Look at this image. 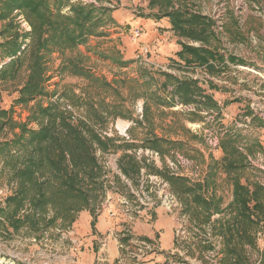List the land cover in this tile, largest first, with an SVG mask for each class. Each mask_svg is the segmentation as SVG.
Segmentation results:
<instances>
[{"label":"rangeland","instance_id":"374dc122","mask_svg":"<svg viewBox=\"0 0 264 264\" xmlns=\"http://www.w3.org/2000/svg\"><path fill=\"white\" fill-rule=\"evenodd\" d=\"M75 1L69 0L70 4H77ZM193 1L196 4H187L186 0H165V2L159 0L160 4L155 6L150 5V0H106L98 3L95 1V6L101 5L111 10V22L100 29L101 35L89 37L74 50L54 52L47 58L45 95L37 96L25 104L16 102L19 90L28 76L26 63L14 73L8 70L0 78V124L10 119L16 125L14 129L8 126L0 129V142L12 139L14 134L19 132L17 125L27 124L29 128L36 129L35 123L28 122L30 115L37 105L46 107L49 104L60 105L61 109L70 115L72 122L76 123L80 120L92 125L95 133L102 140H114L113 149L107 151H102L94 145V156L101 170L102 193L92 203L91 210L81 211L75 218L76 221L81 216L90 215L91 222L94 223L102 215L109 218L110 210L115 213V218L111 219L117 220L118 226L122 229L119 230L120 233L110 230L105 235L107 239L103 242L105 245L103 249L100 240L105 236L93 232L91 241L95 244V253L109 252L110 243L114 244L116 252H126V249H120L118 245L124 247L129 245L128 238L134 236L147 241L151 249L156 251L158 261L152 264H165L166 260L168 264H224L226 230L235 226V213L230 209L233 174L228 175L219 165L211 188L200 191L205 200H209L212 195L220 200L218 211L211 210L209 213L196 207L189 196L174 192L170 183L161 174L183 178L189 185H203L208 180L210 169L215 166L214 163L221 162L223 158V151L220 148L222 140H235L236 148L244 155V169L238 171L240 183L244 185L257 183L264 187V119L256 116L259 110L264 115V60L257 58L258 61L254 63L252 59L256 60V56L254 55V58L248 56L246 47L231 39L235 40L237 37V33L232 29L233 26L229 25L236 24L234 16L228 13L225 33L222 35H213L211 21L206 18L210 24V39L207 44L179 37L172 29H158L160 34L169 32L170 38L176 40L180 46L198 43L203 49L211 50L223 58L222 54L227 56L233 54L237 58L236 62H231L229 57L219 62L210 61L207 65L188 66L178 56L165 62H158L155 59L156 51L144 45L142 37L136 40L132 36L134 28H140L144 34L143 28L133 24L118 23L119 20L129 17L132 18L129 23H133V20L138 18L150 21L162 20L166 12L181 10L189 13L185 8L195 9L200 14L203 8L213 9L210 0ZM246 1L250 5H258L264 0ZM68 11V7L64 8L63 13ZM15 16L19 32H28L30 28L23 17L16 13ZM2 24L0 23V28ZM260 24L264 31L263 22L260 21ZM244 28V26L242 28L236 26L237 30ZM255 35L253 33L252 36L258 45L259 38ZM2 41L3 38L0 36V43ZM248 46L251 47V44ZM252 46L255 47L253 44ZM144 47L148 50L149 66L144 62V55H140L139 52ZM71 58L79 62V65L94 78L109 83L110 90L93 85L91 78L77 75L74 69L68 68L62 71L64 61ZM257 63L259 65L255 66ZM239 66L243 68L240 69ZM140 70L149 72L159 86L164 80L163 74L166 73L181 80L190 79L197 82L202 95L213 96L215 91L224 99L215 100L213 97L215 103L213 108L207 106L203 97L197 101L198 104L183 105L176 97L166 95L172 92L170 86L168 90L166 89V93L160 90V94L163 98L167 96L168 102L173 101V105L170 108L155 107L141 94L154 92L158 87L148 78L141 79ZM232 86L236 90L232 89ZM89 97H91L90 102L103 118L102 123H94L89 118L88 107L83 105ZM144 98H147V101L144 102ZM143 102L157 109V114L145 118ZM112 105L120 106V111L125 113L123 118H113L108 115L113 110ZM151 128L154 130L152 131ZM153 135L173 141L175 145L164 146L165 152L144 147L145 140ZM125 144L135 146L124 150ZM142 151L156 153L158 160L155 162L149 156L140 155ZM122 154L131 156L137 165L135 173L124 174L121 168ZM3 166L4 162L0 159V170ZM6 172L5 170L0 173L2 207L5 206V199L15 188V185L9 182ZM152 176L158 178L159 187L150 183L149 178ZM142 178L145 179L144 182H141ZM143 183L146 184L141 187ZM160 190L168 191L174 202L169 199L161 203L165 193H161ZM166 203L176 207L174 215L166 212ZM127 210L132 212L131 220L127 218ZM156 210H162L173 219V240L169 249L161 248L158 236L153 239L140 238L133 231L136 222L150 224L154 221ZM26 214L42 219L36 229L23 225L15 231L5 219L0 217L2 226L0 227V264H76L75 257L88 249L86 237L79 236L72 228L75 221L70 227H65L60 219H55L52 209L48 208L40 213L34 211L28 202L23 204L16 217L23 219ZM180 223L186 226V233L183 241L179 243L176 241V229ZM68 234L78 238L79 253L72 248ZM255 234V243L244 245L242 264H264V222L260 223ZM171 251L175 254L184 253L183 259L174 256L171 260L162 256ZM115 263L117 264L118 261L113 262ZM123 264H126V261Z\"/></svg>","mask_w":264,"mask_h":264},{"label":"trees","instance_id":"16d2710c","mask_svg":"<svg viewBox=\"0 0 264 264\" xmlns=\"http://www.w3.org/2000/svg\"><path fill=\"white\" fill-rule=\"evenodd\" d=\"M95 1L98 3L106 0ZM158 1L150 0V5H158ZM67 7L69 11L63 13ZM15 13L22 16L28 24V32H19ZM110 13L109 8L101 5L70 4L69 0H0V23H3L0 28V36L3 38L0 43V78L8 70L16 72L24 63L28 71L26 82L19 90L16 102L25 104L37 96L45 95L47 58L54 52L74 50L89 37L101 35L100 29L111 22ZM163 17L169 19L171 29L179 37L209 43L210 24L203 16L177 10L166 12ZM181 47L177 56L188 66L207 65L210 61L219 62L223 58L202 47L193 48L183 44ZM68 68L74 69L77 75L91 78L93 85L110 90L109 83L91 76L76 60H65L61 69L65 71ZM139 74L141 79L148 78L157 85L146 70H140ZM163 77L164 80L157 90L141 94L147 97L153 106L170 108L173 101H167L168 95L176 97L183 105L198 104L197 101L203 97L208 107L215 106L210 96L202 95L197 82L190 79L181 80L166 73ZM170 86L171 94L166 93ZM160 90L166 93L165 98L161 96ZM90 98L83 104L88 107L89 118L94 123H102L103 118L90 102ZM98 107L101 109L99 105ZM111 107L113 110L108 115L113 118L124 117L125 113L120 111V106ZM143 109L147 118L146 110L149 108L144 104ZM28 122L35 123L37 128H29L27 124L17 125L19 132L14 134L12 139L0 142V159L4 162L0 173L6 170L9 182L15 185L12 194L5 199V206L0 205V217L15 231L23 225L36 229L42 221L40 217L32 214L24 215L23 219L16 217L19 209L28 202L34 211L40 213L48 208L52 209L55 219H60L63 226L70 227L77 214L91 210L92 203L102 193L101 170L94 156V145L102 151H107L113 149L114 140H102L88 123L80 120L72 122L70 115L58 104H49L46 107L37 105ZM5 126L11 129L16 127L10 119L1 122L0 129ZM235 143L233 139L221 141L223 158L221 162L214 163L215 166L210 169L208 180L203 185H189L183 178L160 172L174 192L189 196L191 202L205 213L219 209L220 200L214 195L205 200L202 193L200 194V191L211 188L217 167L220 165L228 175L233 174L230 209L235 213V226L226 230L224 264H242L244 245L255 243L256 230L260 223L264 222V187L257 183H240L238 171L244 169L245 158ZM143 145L165 152L164 146H173L175 142L153 135L147 138ZM134 146L125 144L124 150ZM121 168L124 174L129 175L136 172L137 165L131 156L122 154Z\"/></svg>","mask_w":264,"mask_h":264},{"label":"crops","instance_id":"0c3cea01","mask_svg":"<svg viewBox=\"0 0 264 264\" xmlns=\"http://www.w3.org/2000/svg\"><path fill=\"white\" fill-rule=\"evenodd\" d=\"M130 21H132V18L129 17L128 19L123 18V20H119L118 23L133 24L134 26H140L141 28H143L145 33L141 38L142 43L156 51L157 55L155 56V59L158 62H165L167 59H174L177 56V53L181 51L182 47L177 43L176 40L170 38L169 32L160 34L158 31L159 28L171 29L168 18L164 17L162 20L157 19L154 21L153 20L150 21L149 19L138 18L136 20H133V23H129ZM231 21L233 22V20ZM229 25L233 26L232 29L235 31V33H237L236 39L235 40L233 38L231 39L235 42L240 43L242 46L246 47L247 52L249 53L248 56H250L251 58H254V55L256 56V60L252 59L253 62L258 61L257 58L260 59L263 58L264 60V31L261 28L260 20L256 18L254 15L250 14L246 19L244 29L237 30L236 24H235L236 26L232 23ZM171 33H173V31ZM253 33L254 35L256 34L255 36L259 38V44L256 45L255 47H253L250 42V38L253 37L252 36ZM248 44H251V47H249ZM222 55H224V58L231 57L233 58V61L231 62H236L237 58L236 56H233V54L232 55L228 54L229 56L225 54ZM224 58L222 59L224 60ZM231 58H229V60ZM258 65L259 64L257 63L255 66ZM158 86L159 85H157V87ZM231 88L236 90V88H233V86ZM208 95L212 99L215 98V100L221 98L224 99V97H222L221 94L215 91H213V96L210 94ZM145 101H147V98H144V102ZM148 108H149L148 111L146 110V114H148V116L157 114L158 112L157 109H154V107L152 106H148ZM151 130L153 131L154 129L151 128ZM154 132L156 133V131ZM118 225L119 224L117 220H112L111 218H108L105 215L98 217L94 223L91 222L90 215L81 216L78 220H76L75 223H73L72 228L79 236L86 237V246L88 247V249H86L83 253L77 256L76 264H113L114 261L117 262L120 256H119V252L115 251V246L113 243H110L109 245V252L107 251L104 253L103 252L95 253L94 252L96 250L95 244L91 240L93 239L92 237L93 232H98L103 236H105L110 230H114L115 233H120L119 230L122 228H120ZM173 226H174V222L171 217L164 214L162 210H156L154 221H152L150 224L143 223L142 221L136 222L134 223L133 231L140 238L143 237L147 239L150 238L153 239L155 236H158V240L161 248L169 249L172 246ZM103 248L104 247H102L101 249ZM167 254L168 253L163 254L162 256L168 259ZM170 259L172 258L170 257ZM156 261H158V258L156 256L149 257V264H152V262L155 263Z\"/></svg>","mask_w":264,"mask_h":264},{"label":"built area","instance_id":"2783aa9c","mask_svg":"<svg viewBox=\"0 0 264 264\" xmlns=\"http://www.w3.org/2000/svg\"><path fill=\"white\" fill-rule=\"evenodd\" d=\"M196 1L201 2V0H196ZM210 1H212L213 9L209 10V9L203 8L202 9L203 11H201V14L199 12H196L195 9H189V8H185V9L190 14L191 13L192 14H199V15L209 19L211 21V30H212L213 35H222L223 33H225V26L227 23L226 21H227V16H228L229 12L232 14V16H234L235 22L240 28H242L245 25L246 19H247L248 15H250V14H252L256 18H258L261 22H263V25H264V1L262 4H258V5L257 4L250 5V4H248V2L246 0H210ZM75 3L95 4V1L94 0H76ZM186 3L187 4H196L193 0H186ZM176 9H178V7H176ZM142 35H143V32L140 28H134L132 30V36L134 39L140 40ZM250 42L254 46L257 45L256 40H254L253 37L250 38ZM188 45L194 46V47H200L198 43H188ZM139 52H140V55H144V57H145L144 62L149 66V64H148L149 60L147 57V55H148L147 48L144 47V48L140 49ZM239 67H240V69L243 68L241 66H239ZM176 106H178V105L176 104ZM251 106H253V104H251ZM257 115L264 119V115L261 112V110H259V113L256 114V116ZM139 153H141V152H139ZM142 154L145 156H149L150 159L155 160V162L158 160V155L156 153H150L148 151H146V152L142 151V153L140 155H142ZM144 180L145 179L142 178L141 182H144ZM149 180L151 181L150 183H153L159 187L158 184H160V182L158 181V178L152 176L149 178ZM144 184H146V183H143L141 185V187ZM164 187H165V185L163 186V189H164ZM145 189H147V188H145ZM160 192L165 193L164 199L162 200L161 203H163L169 199H171L173 201L170 194L167 193L168 191L166 192V191L160 190ZM103 208H104V206L102 207V209ZM175 208H174V206H170L168 203H166L165 210L170 215H174V209ZM126 212L128 213L127 218L131 220L132 218L130 217V213H132V212H130L129 210H127ZM133 212L135 213V211H133ZM108 215H109V218H115V213L111 210L108 212ZM185 227L186 226L184 224L180 223L178 225V228L176 229V233H177L176 241L179 243L183 241V238L185 236V233H186ZM61 236H65V234H61ZM111 236H117V234H111ZM122 236H124V235H122ZM68 237H69V240L72 244V248H74V250L78 251L77 253H79L80 245H79L78 238L76 236H74L73 234H68ZM105 238H107V237L105 236L100 240L102 243L101 247H105V245L103 243L106 240ZM128 242H129V245H127L128 247L127 246L124 247L123 245H120V246L118 245V248L126 249L127 251L119 253L120 257L118 259L117 264H123L124 261H126V264H131V263H133V264H149V257L157 255V254H155L156 251L153 248L151 249V245L147 241H143V240L138 239L134 236H130V238H128V240H127V244H128ZM263 245H264V239H263ZM77 256L75 257L74 260L77 259ZM169 256L171 258H173L174 256H178L180 258H177V259H183L182 257H184V253L178 252L175 254V253H173V251H171L167 254V257H169ZM184 260H186V259L184 258ZM165 264H168V260L166 261ZM177 264H180V263H177Z\"/></svg>","mask_w":264,"mask_h":264}]
</instances>
